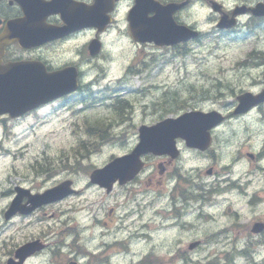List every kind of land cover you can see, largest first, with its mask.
Segmentation results:
<instances>
[{
    "label": "rangeland",
    "instance_id": "obj_1",
    "mask_svg": "<svg viewBox=\"0 0 264 264\" xmlns=\"http://www.w3.org/2000/svg\"><path fill=\"white\" fill-rule=\"evenodd\" d=\"M126 7L127 4H123L117 13V29L111 28L103 36L102 55L96 60L81 55L82 68L86 71L82 101L78 96L73 97L57 110L44 107L40 110L41 117L35 118L33 123L24 118L7 121V130L0 127L1 190H7L6 183L1 184L3 180H7L10 188L21 183L42 191L66 178H72L74 187L81 190L80 195L62 203L17 218L18 236H39L41 231H48L49 250L38 257L39 264H70L71 260L77 264H96L102 255L112 264H264V246L253 240L252 246L246 247L245 236L249 231L239 230L248 221L242 211L245 217L252 212L256 216L264 215V170L243 156L244 152H264V117L257 109L218 126L213 131L212 154H199L188 150L183 143L178 144L182 152L178 167L187 171L186 175L193 174L194 179L200 174L201 180L197 183L203 182L207 187L213 179L205 175L210 166L220 175L224 166L230 167L229 175L236 178L233 185L243 182L245 172L251 171L248 177L251 182L246 187L212 196L210 201L215 206L208 203L199 208L195 202L187 206L188 220L194 222L190 227L183 226L185 221L178 227L172 226V219L157 214L164 203L156 198L157 194L170 188L165 183L171 187L174 184L169 174L160 176L155 169L159 158H149L147 169L134 188L140 190L135 202L125 198L121 187L107 194L89 184L90 170L134 147L141 123L154 124L160 117L174 116L192 108L207 110L219 106L221 110H228L235 101L234 94L242 89L256 91L264 85V26L246 35L242 33L247 29L242 27L238 34L220 35L212 31L213 22L206 19V9L196 4L180 18L197 26L202 35L198 41L188 44L189 54L181 55L173 49L132 42L126 35L122 16ZM91 36V33L82 34L68 45L80 47ZM63 48L49 51L55 64L71 57ZM252 50L257 52L250 53ZM142 60L150 63L149 69L139 77L127 74L125 69L130 62L141 66ZM228 83L229 87L223 86ZM213 94H222L221 101L206 99ZM114 98L131 102L133 114L129 109L115 114L109 107ZM165 102L167 105H163ZM226 103L228 106H224ZM165 108L176 113L162 114ZM130 113L129 122L114 126L116 118H126ZM33 115L34 112L31 117ZM95 121L105 122L106 126L102 128L103 124H99L101 131H94V137H90L85 131ZM113 134L114 138H109L108 142L96 144ZM79 138L85 141L84 147L88 150L83 155L77 152L83 148L77 142ZM238 154L242 158L234 163ZM36 160L41 161L39 165ZM260 165L264 166V159ZM41 168H45L44 171ZM149 177L160 183L155 181L147 186ZM257 194L262 195L257 197ZM226 205L240 212L235 228L229 227L230 217L224 214ZM79 208L82 209L78 211ZM50 214H53L51 218ZM152 221H156V228L147 226L144 235L142 224H152ZM81 227L83 229H79ZM74 228L79 229L80 238ZM204 237H208L204 244L188 249L191 241ZM246 248L251 255L241 254ZM151 256H156V261Z\"/></svg>",
    "mask_w": 264,
    "mask_h": 264
},
{
    "label": "water",
    "instance_id": "obj_2",
    "mask_svg": "<svg viewBox=\"0 0 264 264\" xmlns=\"http://www.w3.org/2000/svg\"><path fill=\"white\" fill-rule=\"evenodd\" d=\"M137 7V6H136ZM261 6H257L254 12L257 14H264V11H258ZM243 10H235L233 15L242 12ZM139 22H142L140 20ZM146 28L156 32L154 38L156 42L170 43L176 42L180 39H187L195 35V32L190 31L184 26L176 25L172 20L162 21L161 24L154 21L142 22ZM235 21L228 19L227 16L223 15L218 22V27L229 28L233 26ZM135 36V31H134ZM136 38V37H134ZM138 40H144L142 37ZM97 44L94 43L95 48H91L92 53H95L98 48ZM26 94L22 93L17 88L14 89L12 83L9 82L8 78L4 76L3 71L0 69V112L10 110V107L2 106L12 99V104H20L24 102ZM239 104L235 112L246 111L250 106L255 105L264 100V90L256 96L249 93L238 96ZM26 101V100H25ZM27 109L24 107L19 112ZM221 120V116L216 112L200 113L192 112L184 114L176 119H166L156 126H152L150 129L144 128L140 130L141 141L131 156L123 157L121 159H115L105 168L94 171L91 178L95 181L103 183L102 185L110 188L112 182L119 177L120 181L123 182L129 174H131L137 168V156L139 153L153 149L156 150L161 146H166L169 150L173 149V139L176 136H182L187 140V144L204 149L209 144L208 129L217 124ZM102 176L104 179H102ZM92 180V181H93ZM69 185V183H68ZM61 189L67 190V184H64ZM37 198H53L51 192H46Z\"/></svg>",
    "mask_w": 264,
    "mask_h": 264
},
{
    "label": "flooded vegetation",
    "instance_id": "obj_3",
    "mask_svg": "<svg viewBox=\"0 0 264 264\" xmlns=\"http://www.w3.org/2000/svg\"><path fill=\"white\" fill-rule=\"evenodd\" d=\"M76 1H85V0H74ZM127 7L126 9L130 7L132 0H126ZM161 3H164V1L169 0H159ZM170 1H176L181 2L184 0H170ZM202 5H205L207 14L212 19L217 21L220 17V13L213 11L210 7V0H199ZM218 3L221 5V8L223 12H226L227 14L231 15L232 11L236 9V7H245V9L256 5L259 2L264 3V0H232L231 2L229 0H217ZM193 3H195V0H188L186 4H184L177 12H175V17H180L182 14H184L186 11H189L191 7H193ZM247 7V8H246ZM150 12L149 14H151ZM22 16L21 8L19 3L13 2V0H0V26L1 29L4 26V23L11 18L20 17ZM257 19L255 16L251 15V13H245L237 16V20L240 23L241 21H244V26H247V23L250 20ZM46 22L53 24V25H61V17L57 13H53L49 15L46 20ZM230 30H218V32L221 33H227ZM79 32H70L63 38L58 39V42H65L70 41L75 36H77ZM73 33V34H72ZM66 37V38H65ZM54 41V42H57ZM51 42V43H54ZM51 43L45 44L41 47L37 48H22L18 43L11 44L4 56V61H17V60H38L42 61L43 63H46L48 65V68L51 67V59L49 57V53L45 50L47 46H49ZM79 62H73L75 65L79 67ZM77 67V68H78ZM79 75L82 74V70L80 67L78 68ZM233 109L224 111L225 112V119L226 118H239L241 116H233ZM225 181V180H224ZM226 182V181H225ZM15 194L14 190H11L7 197H9V200L6 204L0 206V264H33V261H35L38 257L42 255L43 252L48 250L49 243L45 242L43 240V237H17V230L16 228H11L9 225V222L12 219H15L16 217L20 216L18 213H13L10 216H6V209L8 208L13 196ZM186 201L191 202L192 201V195L191 191L186 192ZM3 196H0L2 198ZM236 217L239 218V213H235ZM257 220L264 221L263 217L252 219V222H255ZM249 226V225H248ZM248 228V227H247ZM36 241V247L31 248L30 250L27 249L25 255L21 258L18 256V250L22 246L32 243ZM75 264V263H74ZM109 264V263H108ZM112 264V263H110Z\"/></svg>",
    "mask_w": 264,
    "mask_h": 264
},
{
    "label": "trees",
    "instance_id": "obj_4",
    "mask_svg": "<svg viewBox=\"0 0 264 264\" xmlns=\"http://www.w3.org/2000/svg\"><path fill=\"white\" fill-rule=\"evenodd\" d=\"M176 102H178V101H176ZM163 105H167V102H165ZM165 109H168V108H165ZM165 109H163V110H165ZM101 129H102V128L99 127V126L96 127V130H97V131H101Z\"/></svg>",
    "mask_w": 264,
    "mask_h": 264
},
{
    "label": "bare ground",
    "instance_id": "obj_5",
    "mask_svg": "<svg viewBox=\"0 0 264 264\" xmlns=\"http://www.w3.org/2000/svg\"><path fill=\"white\" fill-rule=\"evenodd\" d=\"M108 264V263H107ZM110 264V263H109Z\"/></svg>",
    "mask_w": 264,
    "mask_h": 264
}]
</instances>
